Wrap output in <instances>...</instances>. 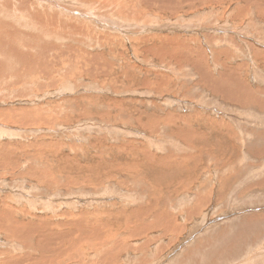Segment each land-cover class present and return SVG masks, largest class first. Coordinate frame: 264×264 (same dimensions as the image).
<instances>
[{
    "label": "rangeland",
    "instance_id": "374dc122",
    "mask_svg": "<svg viewBox=\"0 0 264 264\" xmlns=\"http://www.w3.org/2000/svg\"><path fill=\"white\" fill-rule=\"evenodd\" d=\"M0 264H264V0H0Z\"/></svg>",
    "mask_w": 264,
    "mask_h": 264
},
{
    "label": "bare ground",
    "instance_id": "6f19581e",
    "mask_svg": "<svg viewBox=\"0 0 264 264\" xmlns=\"http://www.w3.org/2000/svg\"><path fill=\"white\" fill-rule=\"evenodd\" d=\"M86 1V0H85ZM99 2V1H98ZM65 21V20H64ZM69 21V20H68ZM24 27V26H23ZM87 31V30H86ZM5 64V63H4ZM245 115V114H244ZM257 251V250H256Z\"/></svg>",
    "mask_w": 264,
    "mask_h": 264
}]
</instances>
